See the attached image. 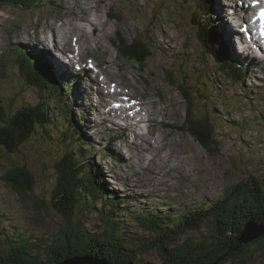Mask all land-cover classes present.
Returning <instances> with one entry per match:
<instances>
[{"label": "rangeland", "instance_id": "374dc122", "mask_svg": "<svg viewBox=\"0 0 264 264\" xmlns=\"http://www.w3.org/2000/svg\"><path fill=\"white\" fill-rule=\"evenodd\" d=\"M77 1L84 0H46L40 1L33 9L7 7L3 11L0 10V60L7 58L6 69L9 72L4 80L0 75V99L5 112L9 110L13 112L12 110L17 109V103L21 100L37 104L47 101L48 109L52 110L55 98L49 99L39 93L36 88L31 90L22 84L21 76L14 64V55L17 52L14 50V45L22 44L31 55H34V50L41 52L43 56L48 54L46 53L48 50L45 48L47 42H51L59 50V47L62 46L61 36L65 37V33L60 29L50 30L49 26L57 27L62 21H67V24H75V12L81 9L80 3L77 6ZM213 1L215 4L212 3L211 6L222 20L220 13H224L225 10L219 5V1ZM92 3L94 8L100 10L101 24L106 27L105 30L103 27L98 34L106 35L102 36L100 41L96 40L99 50H96L93 42L89 49L77 50L81 51L77 53L79 54L77 56L83 59L78 66H75L77 64H65L72 66L77 71L85 70L89 66L88 64H94L96 68L89 71L98 73L100 78L104 77L103 81L107 82V76L110 74L115 75L114 82L118 81V83L113 85L116 87L118 85L121 90H128V93L136 97H140L142 94L150 95L152 100L159 101L156 104L159 109L156 115L157 124L156 127H151L156 132V136L161 137L159 134L162 132L164 141L169 143V149L163 150L162 153L169 152L173 157L177 154L179 156L176 160L172 157L169 162L155 166L154 161H149L151 154L145 152L148 160L146 162L145 158L140 155L135 156L130 149L128 138L130 131L128 129L124 130L121 140L111 141L109 139L110 141H105L108 138L110 127L111 135L120 137L117 133L120 126L116 124L114 126L113 123L109 126L104 124L106 119L103 117L106 115L99 114V108L102 110L110 108L106 109L105 103L92 94L91 105L96 110L98 108V112L95 110L97 113L93 112L94 115H91L90 119L92 121L101 120L97 126L87 127L90 130L91 140L96 142L95 150H92V160L100 166L109 189L115 191L118 196H123L120 192L124 190L128 191L126 192L128 194L138 196L136 197L138 201L128 202L124 206L136 209L146 207L153 201L158 204L170 201L172 205L168 209H177L181 206L194 207L201 202L208 203L219 195L225 186L245 179L250 174H254V177L263 176L264 90L262 88H264V58L261 61L257 58L246 57L249 58V61L257 60V64L245 72L243 80L233 79L231 74L219 71L215 60L210 55L203 53L197 40V31L189 21L190 11L196 4V0H183L182 2L180 0H93ZM84 11L87 12L88 7L84 8ZM79 12H82V9ZM86 18L82 20L83 23L87 20ZM226 25L224 22L221 28L226 29L224 33L227 39L224 45L227 46V55L229 53L231 55L234 46L227 33L233 36V32ZM86 26L88 27V25ZM216 27L219 28V26ZM64 29L67 38L74 39L75 31L67 26H64ZM45 37L47 40L44 39ZM135 41H140L146 49V59L142 64L136 63L135 59L127 55L124 50L126 46L132 45ZM97 59L101 60L100 66H97ZM102 66L104 73L101 70ZM167 73H172L177 83H181L180 79H183L187 82V86H190V91L197 92V101L194 105H198L197 111L200 116L205 113L212 115L217 120L215 135L220 142V147L214 155H210L192 136L181 130V123L185 118L186 103L180 91L167 82ZM88 76L91 80L84 78L86 88L90 87L89 83L91 84V82L98 83L94 81L92 74ZM205 77L207 82L201 84L200 82L205 80ZM207 83L210 84L209 87ZM20 87L23 92L19 91ZM59 87L61 90L63 89L61 85ZM115 94L119 95L115 92L107 94L109 98L105 97L104 101L112 102L113 98L110 97ZM15 95L19 98L18 100ZM102 97L104 98V95ZM11 98H16L18 102L15 100L14 103L13 101L10 103L9 99ZM130 100H132V96H129L127 102ZM146 100L151 101L150 99ZM84 104H86V100L83 101ZM80 106L82 105L80 104ZM123 106L129 114H136L135 110L133 113L126 103H123ZM69 112L71 113V111ZM51 113L54 114V112ZM90 113L91 111L88 114ZM112 118L115 117L112 116ZM163 119L165 122L161 123ZM143 128L141 132H144ZM149 134L153 135L152 132ZM37 136L40 139L38 143L35 142V138L34 141H30L31 144H27L29 150L27 147L24 149L25 153L27 150L30 151L31 156L28 162L35 175L38 176L35 185L36 191L33 195L22 200L0 179V229L8 230L12 225H16L28 235L52 237L67 226L65 220L49 204L51 188H53L55 180L50 167L55 160L54 157L60 153L61 149L55 137L48 139L44 133H39ZM150 138L151 136L146 137V139ZM32 144H38L34 150L31 149V147L33 148ZM99 144L106 145L111 150L110 152L114 153L115 159L113 157L102 158L101 153L96 149ZM133 146H136V143ZM19 155L22 156V152L18 154V158ZM14 158V156L10 157V159ZM145 163H149V167ZM8 166L7 154L0 149V176L3 174L4 168ZM35 198H42V201L38 202L37 208L32 206ZM161 209L163 208L161 207ZM92 216L95 215L87 214V218L84 220L89 222L91 219L93 222ZM126 219L130 221L129 218ZM126 219L125 221H127ZM128 226H131L129 232L136 231L133 228V223L130 222ZM87 227L90 231H94L91 223ZM205 231L206 228L202 227L200 232H187L179 237V241L187 236L199 238ZM142 257L141 263L144 264H158L161 260L154 250ZM253 262V264L264 262V254L259 253Z\"/></svg>", "mask_w": 264, "mask_h": 264}, {"label": "trees", "instance_id": "16d2710c", "mask_svg": "<svg viewBox=\"0 0 264 264\" xmlns=\"http://www.w3.org/2000/svg\"><path fill=\"white\" fill-rule=\"evenodd\" d=\"M40 1L46 0H0V10L7 7L33 9ZM209 3L212 5V1L200 0V13L196 8L197 14L192 13L190 17L203 53L215 60L219 71L231 72L234 79L243 80L244 69H239L229 60L227 47L212 24V18L203 14ZM17 50L14 64L22 84L31 90L36 88L43 96L56 101L51 111L47 101L37 104L21 100L13 112H5L0 99V149L9 160V166L4 168L0 179L22 200L33 195L38 176L29 165L31 153L27 144L35 138L38 143L39 133H44L48 139L55 137L61 150L50 167L55 180L49 204L67 226L52 237L28 235L16 225L8 230L0 229V264H59L74 255H96L113 263L144 264L141 263L142 256L151 250L161 257L158 264H253L259 253L264 254V233L242 240L247 222L264 225V175L254 177L250 174L225 186L208 203L201 202L194 207L168 209L171 202L166 203L167 206L148 204L150 206L136 209L124 206L136 201L135 198L118 196L109 189L100 166L92 160L95 144L82 135L76 121L70 120L69 107L64 98L60 103L61 89L57 92L59 87L53 74L45 65L29 60L27 51ZM124 50L136 63L142 64L146 59V49L140 41ZM0 64V75L4 80L9 73L7 61L0 60ZM166 78L180 91L186 103L181 130L214 155L220 147L215 135L217 120L205 113L200 116L198 105H194L197 92L190 91L187 82L180 79L181 83H177L172 73H167ZM206 82L205 77L200 83ZM64 85L70 87V84ZM19 91L23 92L22 87ZM16 98L9 99L10 103H14ZM32 145L34 150L38 144ZM26 147L27 153L24 152ZM96 149L103 157L109 154L103 148ZM21 152L23 155L18 158ZM13 156L15 158L10 159ZM41 199H33L32 206L37 208ZM87 214L95 215L92 216L93 222L84 220ZM130 222L136 230L134 233L128 231ZM90 223L94 231L87 227ZM202 227L206 231L199 238L187 236L179 241L182 234L200 232Z\"/></svg>", "mask_w": 264, "mask_h": 264}, {"label": "bare ground", "instance_id": "6f19581e", "mask_svg": "<svg viewBox=\"0 0 264 264\" xmlns=\"http://www.w3.org/2000/svg\"><path fill=\"white\" fill-rule=\"evenodd\" d=\"M93 0H84V1H77V6H79V3H80V6H81V9H82V12H79L81 11V9H78L75 13V24H71V23H66L65 21H62V23L60 22L57 23L59 24L57 27L56 26H52L50 28V30H53V29H60V30H63L62 32L65 33V37L64 35L61 36V40H62V43L64 46H66L65 48V51L66 53L68 54H60L58 52H55L54 55L56 56V59L58 61H62L63 60H66V59H70L68 58L67 56L70 54L73 55V54H77L81 51H77L78 49L79 50H82V49H89L91 47V44L93 42V44H95V47H96V50H99L97 48V44H96V40L97 41H100L101 38H103L106 34L102 35V33L98 34V32L104 27L102 24H101V19H100V16H99V12L100 10H98V8H94V4L92 3ZM213 4H215V2L213 0H211ZM220 5V4H219ZM221 6V5H220ZM231 6L233 9H231L232 12L235 11V13H237V16L240 17L241 14L237 11V9L241 8L242 7V4L239 3L237 5V8L235 7L234 5V2H231ZM88 7V11L85 12L84 11V8ZM223 7V6H222ZM246 7V6H244ZM77 8V7H76ZM224 8V7H223ZM225 10V8H224ZM212 11L215 13L216 16L217 13L216 11L214 10V8H212ZM87 14V15H86ZM113 14V13H112ZM243 17H241V19L243 20V24L242 26L239 28V33L238 31H236V25H238L235 21H233L231 23L232 27L235 29L233 30L232 27L230 26L229 23H227V28L233 32V35L237 34V35H241L240 33H244L247 38L245 40V42L241 39H238V44L240 46H243L245 43L252 49H259L260 47L261 48H264V43L262 41V39L260 37H258L256 34H255V31H256V27H258V25H256V23L254 21H251L252 18L248 17V14L245 13L242 15ZM87 17V18H86ZM87 19L85 20V23H83L82 20L84 19ZM73 20V19H72ZM70 22V21H69ZM88 25V27L86 26ZM64 26H67V27H70L72 31H75V37L74 39H69L67 38V34L66 32L64 31ZM44 29V28H43ZM96 29V31H95ZM106 29V27H104V30ZM93 30V32H92ZM91 31V32H90ZM52 32V31H50ZM63 33V34H64ZM71 33V32H70ZM45 34V32H44ZM62 34V33H61ZM56 35V34H55ZM42 36H45L42 34ZM103 36V37H102ZM227 36L229 37H232V34L230 33H227ZM46 38V37H45ZM44 38V39H45ZM67 38V39H66ZM43 39V38H42ZM227 39V38H226ZM103 41V40H102ZM46 43V42H45ZM59 43V42H58ZM104 43V41H103ZM55 46V45H54ZM108 46V45H107ZM85 47V48H84ZM227 47V46H226ZM94 48V47H93ZM95 49V48H94ZM93 50V49H92ZM203 51V50H202ZM31 54V53H30ZM67 55V56H66ZM88 55V54H87ZM94 57V56H93ZM17 58V57H16ZM73 58H80L78 57L77 55H73ZM19 59V58H18ZM17 59V60H18ZM94 59V58H93ZM30 60V59H29ZM85 60V59H84ZM109 60V59H108ZM96 61V60H95ZM104 61V60H103ZM112 61V60H111ZM100 62L101 60H97V66H100ZM114 62V61H113ZM111 62V63H113ZM89 63V62H87ZM103 63V62H102ZM109 64V62H108ZM1 65V64H0ZM69 65V64H68ZM89 68L90 69H93L95 67V65H90L88 64ZM112 66V65H111ZM96 68V67H95ZM99 68V67H98ZM101 70L102 72L104 73V67L102 66L101 67ZM80 71V70H79ZM113 74V73H112ZM89 75V74H88ZM87 75V77L89 78V76ZM53 76V75H52ZM91 76V75H90ZM102 76V75H101ZM105 76H107L105 74ZM115 76V75H114ZM113 75H109L107 76V79H108V82L106 83H96V82H91V84L89 83V90L88 92L89 93H92L94 97H96L98 99L97 96H99V98L104 102V98L102 97V93L104 92V89L105 91L107 92L106 93V96L107 94H113L114 92L115 93H118L119 95H121L123 92L118 88V85L117 87H113L112 90L113 92L109 90V84L108 83H114L115 85L118 83L117 82H114L115 80V77ZM118 76V75H117ZM116 76V77H117ZM94 80L97 81L98 79V76H95L93 78ZM104 79V77L102 78V80ZM75 81V80H74ZM85 81V80H84ZM107 81V80H106ZM64 82V81H63ZM82 82V81H80ZM83 84H85V82H82ZM123 83V82H121ZM124 84V83H123ZM126 84V83H125ZM127 86V85H126ZM68 87V86H67ZM125 87V86H124ZM131 90V89H130ZM128 91V90H127ZM135 91V90H134ZM144 92V91H143ZM142 92V93H143ZM126 94V93H124ZM134 94V93H133ZM148 94V93H147ZM127 95V94H126ZM17 96V95H16ZM132 96V100H130L129 102H125L126 104H128V107L129 109H132V112L134 113L133 110H135L136 114H129L128 112H126L125 107L124 109L120 110V107L117 106V101L116 99H119L118 97L117 98H113L112 100V103L110 101H108V103L106 105H109L110 107H115L116 109L115 112L117 114V116L120 118L122 117V120L124 122V128L125 129H128L130 132H129V140H130V144H129V147L130 149H132L133 151V154L135 156H142L143 158H145L146 162H148L147 160V157L145 156V152H148L151 154V156L149 157V161H154L155 163V166H158V165H161L162 163H166V162H169L170 159H172L173 156H171L169 154V152L163 154V150L167 151L169 149L168 145L169 143H166L164 141V134H159L161 137L159 136H156V132L154 131V129L152 128L153 126H155L157 124L156 122V115H157V111L159 110L157 105L159 103V101H154L151 99V96L150 95H146V94H142L140 97H136L134 95H131ZM129 97V96H128ZM78 98V99H77ZM74 99V98H73ZM81 99H83L81 96L80 98L79 97H76L74 100H73V104L76 105V107H79V101L81 102ZM146 99H150L151 101L149 100H146ZM115 100V101H114ZM134 100V101H133ZM135 101H137V103H135ZM153 101V102H152ZM78 102V103H77ZM112 104V105H111ZM163 104V103H162ZM161 104V105H162ZM102 105V104H101ZM160 105V104H159ZM82 107V106H81ZM97 107V106H96ZM112 109V108H111ZM161 109V108H160ZM92 112H95V111H92ZM98 112V110H97ZM100 112V111H99ZM91 114V113H90ZM96 114V113H95ZM160 115V113H159ZM162 116V114H161ZM99 117V116H98ZM164 117V116H163ZM102 118V117H101ZM103 120V119H102ZM101 121V120H100ZM99 121V122H100ZM151 122V123H150ZM164 123L165 122V119H163L161 121V123ZM168 123V122H167ZM98 125V124H97ZM95 125V126H97ZM169 125V124H168ZM109 126V125H108ZM144 126V128H143ZM152 126V127H151ZM146 127H147V130H146ZM156 127V126H155ZM169 127V126H168ZM143 128V131L144 132H141V129ZM161 129V128H160ZM161 131V130H160ZM122 132V131H121ZM152 132L153 135H150L149 133ZM164 132V131H163ZM124 134V132H123ZM166 134V133H165ZM147 136H151L150 139H146ZM126 137V136H125ZM171 140V139H170ZM136 143V146H133V144ZM171 143V142H170ZM173 145V144H172ZM167 149V150H166ZM171 149V148H170ZM171 152V151H170ZM173 152V151H172ZM175 154V153H174ZM178 154L177 156H174L173 159H178ZM151 159V160H150ZM139 161V160H137ZM172 164V163H171ZM145 165L147 167H149V163H145ZM174 165V164H173ZM172 165V166H173ZM174 167V166H173ZM152 171V170H151Z\"/></svg>", "mask_w": 264, "mask_h": 264}, {"label": "water", "instance_id": "95a60500", "mask_svg": "<svg viewBox=\"0 0 264 264\" xmlns=\"http://www.w3.org/2000/svg\"><path fill=\"white\" fill-rule=\"evenodd\" d=\"M264 233V225L247 222L242 240H249ZM59 264H134L131 262L113 263L96 255H74L59 262Z\"/></svg>", "mask_w": 264, "mask_h": 264}, {"label": "snow or ice", "instance_id": "6c2138e0", "mask_svg": "<svg viewBox=\"0 0 264 264\" xmlns=\"http://www.w3.org/2000/svg\"><path fill=\"white\" fill-rule=\"evenodd\" d=\"M254 2H255V0H254ZM261 14L264 15V9H261Z\"/></svg>", "mask_w": 264, "mask_h": 264}]
</instances>
